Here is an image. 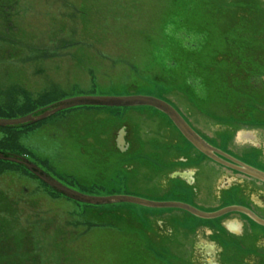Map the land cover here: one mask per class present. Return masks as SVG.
Listing matches in <instances>:
<instances>
[{
	"label": "rangeland",
	"instance_id": "1",
	"mask_svg": "<svg viewBox=\"0 0 264 264\" xmlns=\"http://www.w3.org/2000/svg\"><path fill=\"white\" fill-rule=\"evenodd\" d=\"M6 1L5 6L0 4V95L6 91L5 95L17 96L23 89L37 98L48 92L43 102L36 101L34 111L87 95H152L169 101L174 98L171 86L182 91L183 85L179 79L172 82L168 62L184 57L179 38L202 34L207 43L201 57L218 66L207 57L220 55L230 42L227 37L235 35L232 8L253 1L254 9L264 12V0ZM173 29L181 34L171 47ZM219 92L212 90L207 100L216 104ZM251 110L264 114V107ZM162 116L166 117L148 106L67 108L36 125L0 128V151L24 155L52 178L84 194L161 201L150 173L155 158L151 153L157 151L152 149L162 147L156 137L169 126L166 120L160 122ZM119 122L143 127L134 152L117 149L114 127ZM235 140L260 142L255 137L246 140L242 132ZM0 191L16 200L11 216L15 229H21L23 237L29 235L22 240L28 242L27 250L17 248L12 258L23 257L32 264H66L70 259L74 264H175L170 259L172 247L161 245L153 235L159 224L146 215L157 208L134 202L85 204L55 193L23 165L6 160H0ZM32 196L38 199L32 201ZM115 208L120 210L101 212ZM82 214H91V228L77 221ZM162 236L167 238L166 233ZM233 259L239 260V254Z\"/></svg>",
	"mask_w": 264,
	"mask_h": 264
},
{
	"label": "flooded vegetation",
	"instance_id": "2",
	"mask_svg": "<svg viewBox=\"0 0 264 264\" xmlns=\"http://www.w3.org/2000/svg\"><path fill=\"white\" fill-rule=\"evenodd\" d=\"M179 33L176 29L170 32L171 47L173 41L177 44ZM178 43L184 57L168 62L174 79L172 82H178L176 79L182 81V91L171 86L170 92L175 100L160 98L168 101L190 127L218 152L213 151L215 157L205 155L173 123H169L168 130H163L161 136L156 137L157 145L162 147L155 149L158 158H154L153 172L150 173L152 183L161 192L159 200L182 202L207 212L242 205L264 218V182L235 168L239 166L237 162H243L264 171V134H261L264 131V114L251 110L264 107V54L226 50L220 55L215 53L207 57L211 58V62L220 64L214 66L201 57L203 44L207 43L205 38L202 41V34H185ZM212 90L224 91L217 93L219 102L216 104L207 100ZM210 104L213 109L207 107ZM147 125L152 126L150 123ZM123 126V143L129 144L131 141L129 133L135 140L139 132L144 131H135L128 123ZM250 131L257 132L253 136ZM239 132L244 133L246 140L255 137L260 142H237L235 138ZM36 198L31 199L36 201ZM16 203L11 196L0 191V218H11L12 213L16 212L13 207ZM157 209L146 215L159 224L154 237L160 244L163 242L172 247L170 259L173 263L264 264V229L255 226L259 224L246 214L231 211L218 217L203 218L179 207ZM119 210L115 208L101 212L115 213ZM234 218L242 221V232L230 231L225 226V222ZM92 223L88 221L90 228ZM164 233L167 238L162 236ZM171 241H174V245ZM234 254H239L240 259L234 260Z\"/></svg>",
	"mask_w": 264,
	"mask_h": 264
},
{
	"label": "water",
	"instance_id": "3",
	"mask_svg": "<svg viewBox=\"0 0 264 264\" xmlns=\"http://www.w3.org/2000/svg\"><path fill=\"white\" fill-rule=\"evenodd\" d=\"M82 105H105V106H121V107H131V106H151L160 111H162L167 117L173 122L175 127L179 132L189 140L193 146L200 150L205 155L215 157L212 153L217 151V149L210 146L205 142L183 119L179 112L167 101L152 95H124V96H77L64 98L52 104H48L36 111L18 116V117H0V127L6 126H18L24 124H32L42 121L53 114L65 110L67 108H72ZM0 160H6L16 164L23 165L28 171L36 175L41 181L47 184L49 187L53 188L55 191L77 201L89 203V204H100L109 202H134L147 207H179L190 211L192 214L203 217L212 218L218 217L225 213L231 211H238L246 214L249 218L257 222L258 224L264 225V218L257 216L254 212L242 205H231L228 207L221 208L214 212H204L199 210L189 204L176 202V201H152L127 195H109V196H94L89 194L81 193L74 190L58 180L52 178L44 171H42L35 163L29 161L23 155H16L13 153L0 151ZM237 162V161H236ZM239 166L235 167L239 171L261 180L264 182V171L259 170L255 167L247 165L243 162H237Z\"/></svg>",
	"mask_w": 264,
	"mask_h": 264
},
{
	"label": "trees",
	"instance_id": "4",
	"mask_svg": "<svg viewBox=\"0 0 264 264\" xmlns=\"http://www.w3.org/2000/svg\"><path fill=\"white\" fill-rule=\"evenodd\" d=\"M5 1L6 0H0V4L5 6ZM8 1L10 0H7L6 3ZM253 3L254 2L252 1V3L249 4L246 3L239 4V6L232 8L234 14L230 19V23H233L231 29L235 31V35L227 37V40L230 39V42H227L225 51L226 50L230 52L251 51L254 54H258V53L264 54V27L262 28L261 26L264 25V12L262 11V9L260 10L254 9L255 3L254 4ZM19 92L20 93L17 92L19 94V95L17 94V96L15 94L5 95L4 93L0 95V117H15V116L27 114L29 112H33L35 109L38 108V107H33L35 106L36 101L45 100L50 95L48 94V92H44L42 94H39L37 98H32L31 95L26 90L21 89L19 90ZM41 106H43V104ZM91 106L92 105H90V107ZM42 121H39V123ZM39 123H35L33 125ZM24 125L26 126L29 124H24ZM14 127H21V125L6 126V128H14ZM14 221L16 220H13V218H0V250L4 251L2 254H0V264H30L31 262L25 263L26 259L23 257L20 258L11 257L12 252L10 249L12 247L10 246H13V242L20 243L22 237L20 229L18 230L15 229ZM6 248L8 249L7 251L5 250ZM65 263L74 264L72 262V259H70V261H66Z\"/></svg>",
	"mask_w": 264,
	"mask_h": 264
},
{
	"label": "bare ground",
	"instance_id": "5",
	"mask_svg": "<svg viewBox=\"0 0 264 264\" xmlns=\"http://www.w3.org/2000/svg\"><path fill=\"white\" fill-rule=\"evenodd\" d=\"M166 101V100H165ZM57 102V101H56ZM168 102V101H167ZM54 103V102H53ZM169 103V102H168ZM52 104V103H51ZM139 106H145V105H139ZM148 107H151V106H148ZM151 108H153V109H155V110H157V111H159V113H161V114H164L162 111H160V110H158V109H156V108H154V107H151ZM62 111V110H61ZM30 113V112H29ZM180 114V113H179ZM24 115V114H23ZM165 115V114H164ZM181 115V114H180ZM19 116H21V115H19ZM166 117H164V116H162L161 118H160V122H164V120H166L167 122H168V125L170 126V124L169 123H173L168 117H167V115H165ZM182 116V115H181ZM16 117H18V116H16ZM184 119V118H183ZM185 120V119H184ZM186 121V120H185ZM36 123H39V122H36ZM133 123L134 122H131V123H128L129 124V126H130V128L131 129H134L135 131L136 130H142L143 129V127H134V125H133ZM165 123V122H164ZM32 124H35V123H32ZM118 124V123H117ZM117 124H115V127H114V129L116 130V136L114 137V143L116 144L117 143V146H119V147H121V148H119V149H121V150H123L124 148H127V146H128V149L131 151V152H134L135 151V148H133V146H134V143H136L135 142V140H134V138L132 137V134H128L129 136H130V139H131V141L129 142V144L128 143H123L122 141V137L125 135V131H124V126L123 125H125L126 123L125 122H119V124L117 125ZM131 124H132V126H131ZM117 125V126H116ZM142 126V125H141ZM157 126V125H156ZM177 128V127H176ZM164 131H166V130H168V126H164V129H163ZM163 130L161 131V132H163ZM143 132H145V131H143ZM143 132H141V133H143ZM141 135V134H140ZM116 146V147H117ZM157 147H155V148H153L152 150H155ZM151 154H153L154 156L153 157H155V158H158V152L156 151V152H154L153 151V153H151ZM154 163H155V160H154ZM139 165V164H138ZM139 167H140V165H139ZM26 169V168H25ZM26 171H28L27 169H26ZM34 175V174H33ZM34 176H36V175H34ZM37 177V176H36ZM37 179L39 180V181H41L38 177H37ZM41 183L42 184H44V182L43 181H41ZM151 183V182H150ZM91 214H89V215H86V214H82V215H80V219L79 220H77V221H79V223H81V224H86V225H89L88 224V221L90 220V216ZM20 231L22 232V230L20 229ZM22 234V233H21ZM27 238H29V235L27 236V237H21V240H20V243H17V242H15L16 244L15 245H13V246H10V247H12L10 250H11V252L13 253V252H15V251H18L17 250V248H19V247H22V249H24L25 248V250H27V243L28 242H24V241H26L27 240ZM4 239V238H3ZM12 239V238H11ZM13 240V239H12ZM14 240H15V238H14ZM22 240H24V241H22ZM23 242V243H22ZM25 244V245H24ZM20 245V246H19ZM23 245H24V247H23ZM10 247H8V248H10ZM17 247V248H16ZM6 251L8 250L7 248L5 249ZM25 250H23V251H25ZM4 251L3 250H0V254H2ZM22 252V251H21Z\"/></svg>",
	"mask_w": 264,
	"mask_h": 264
},
{
	"label": "crops",
	"instance_id": "6",
	"mask_svg": "<svg viewBox=\"0 0 264 264\" xmlns=\"http://www.w3.org/2000/svg\"><path fill=\"white\" fill-rule=\"evenodd\" d=\"M146 213H153V211H146ZM225 226L227 227V229H229L230 231H234V232H242L243 229V223L241 220H239V218H234L230 221L225 222Z\"/></svg>",
	"mask_w": 264,
	"mask_h": 264
}]
</instances>
